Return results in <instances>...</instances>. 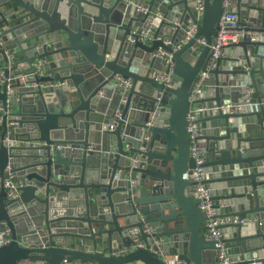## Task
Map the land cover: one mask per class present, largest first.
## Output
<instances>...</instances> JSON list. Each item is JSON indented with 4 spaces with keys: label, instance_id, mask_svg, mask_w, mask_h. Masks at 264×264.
<instances>
[{
    "label": "water",
    "instance_id": "1",
    "mask_svg": "<svg viewBox=\"0 0 264 264\" xmlns=\"http://www.w3.org/2000/svg\"><path fill=\"white\" fill-rule=\"evenodd\" d=\"M194 1L0 0V60L10 78L0 80L2 138L14 123L11 146L0 143V173L11 165L19 191L15 198L0 192V232L11 236L0 246V264H215L216 241L206 237L190 176L192 105L207 107L199 121L214 120L199 140L219 216L258 218L223 225L232 230L228 247L244 264H264V3L236 0L240 23L249 17L246 29L257 39L230 45L239 55L227 66L229 57H217L192 101L225 9L224 0H204L198 19ZM157 12L156 37L131 40ZM174 20L181 23L175 29ZM192 22L197 32L174 50ZM160 48L172 51V86L150 74L168 57L156 55ZM229 102L243 109H213ZM219 199L234 208H220ZM154 237L164 241L156 245Z\"/></svg>",
    "mask_w": 264,
    "mask_h": 264
},
{
    "label": "built area",
    "instance_id": "2",
    "mask_svg": "<svg viewBox=\"0 0 264 264\" xmlns=\"http://www.w3.org/2000/svg\"><path fill=\"white\" fill-rule=\"evenodd\" d=\"M129 1V0H128ZM224 13L222 14L218 25L219 29L217 35L214 36V42L211 44L212 50V58L206 70H202L199 73L198 79L195 82L191 93V100H196L199 95L203 92L208 76L210 75V70L216 66V58L222 55V52L226 46L238 44L241 42L246 36H249L251 40H256L257 36L250 29H246L248 25H244L240 23L239 16L237 12L233 9V0H224ZM194 11L196 13L197 18L199 19L202 15L204 9V0H195L193 3ZM138 9L144 13L149 11V7L144 5H139ZM158 17H156L149 28H135L133 31V35L130 36L131 40H134L136 36L144 41L150 42L155 36V27L158 26L162 13L157 12ZM181 23L179 20H174L171 23V28L175 29ZM198 29V22L190 23L185 29V34L183 38L174 46V50L180 48L184 43H186L190 38H192ZM160 38V36H158ZM259 39H264V33H260ZM171 38L166 39V43H171ZM198 42L202 45L206 44L207 41L205 38L201 37L198 39ZM4 41L2 38V28L0 27V45H3ZM167 54L168 57L164 63L162 69H153L151 71V76L155 79L164 82L166 85L172 86L174 81V72L173 65L174 62L172 60V51H165L160 48L156 55ZM25 75H22L24 78ZM119 80L126 86L129 87L132 85V80L130 78L125 79L121 76H118ZM0 80L2 82L6 80H10L5 76L4 67H0ZM207 109V107H198L196 105H192L189 113H188V124L187 131L190 137V155L195 160V167L191 171V178L196 182V194L200 199L199 206L202 211L207 216L206 223L208 225V230L206 232V237L209 239H214L216 241L217 246V254L215 264H244L243 261L234 259L228 252V241L224 236V227L223 225L233 222V223H247L250 221H256L258 218L255 215L244 216L241 218H230L225 216H219L218 208L214 206L213 200V187L204 181L205 178V161L207 158L206 150L199 140V136L204 133L205 126L201 121L198 120V116L200 112H203ZM214 110L219 109H228L230 112H237L243 109V104H235L232 102L223 103L220 106H214ZM4 112V107L0 105V113ZM14 123L12 121L9 122L7 135L2 138L0 135V143L3 140L9 142V146H11V138ZM146 139H149V135L146 136ZM57 149H61V145L56 146ZM14 175V171L11 165L7 166L5 174L0 173V192L4 187L7 196L9 198H15L19 196V191L17 190V183L12 180ZM135 182L132 181L131 186H134ZM147 231H152L150 226H147ZM4 237L0 238V246L6 244L11 241V236L9 234V230L5 229L0 232ZM164 241L162 237H154V242L156 245H161ZM140 246H144V242L139 243ZM65 263L68 261L65 259ZM87 264H98L96 262H90ZM249 264H261L260 261L253 260Z\"/></svg>",
    "mask_w": 264,
    "mask_h": 264
},
{
    "label": "crops",
    "instance_id": "3",
    "mask_svg": "<svg viewBox=\"0 0 264 264\" xmlns=\"http://www.w3.org/2000/svg\"><path fill=\"white\" fill-rule=\"evenodd\" d=\"M262 1L264 3V0H262ZM144 2H148V0H144ZM235 5H236V0H233V7ZM243 22H244L243 23L244 25H248V24H250L251 21H250V18L249 17H245V18H243ZM163 29H164L163 31H166V32L169 31L168 30L169 29L168 26H164ZM176 31L177 30H175L174 33ZM222 55L223 56H226V57H229V59L222 60V65L223 66H227V65H229V62H231L232 60H235V58L238 57L239 52L237 51V48L235 46H227V47L224 48V50L222 52ZM3 66H4V60L2 59V60H0V67H3ZM11 67L14 68L15 66L12 64ZM202 123L205 126V130L206 131L207 130H210L211 128L214 127V120L213 119H206V120L202 121ZM2 129H3V126L0 124V133H1ZM217 203H218V205H220V208H225L227 206H229V208H234L233 205L225 204V202L223 201V199H219L217 201ZM251 222L253 223V221H250V223ZM230 229L231 228L224 229V236H225V238H232V236H233L232 235V230H230ZM76 243L77 244L85 245V244L91 243V241L88 238H83V239L79 238V239H77V242ZM228 252L236 260H240V261H244L245 260L244 255L242 253L236 251L235 247L229 246L228 247ZM62 264H74V263H70L68 261L67 263L63 262ZM138 264H143V263L139 262Z\"/></svg>",
    "mask_w": 264,
    "mask_h": 264
}]
</instances>
